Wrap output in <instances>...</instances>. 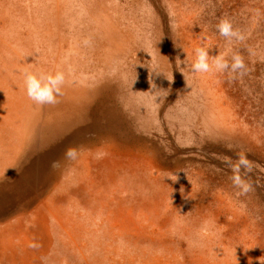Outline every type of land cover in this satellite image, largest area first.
Wrapping results in <instances>:
<instances>
[{"label": "rangeland", "instance_id": "obj_1", "mask_svg": "<svg viewBox=\"0 0 264 264\" xmlns=\"http://www.w3.org/2000/svg\"><path fill=\"white\" fill-rule=\"evenodd\" d=\"M57 70L36 105L23 73ZM0 161V264H264V0H0Z\"/></svg>", "mask_w": 264, "mask_h": 264}, {"label": "clouds", "instance_id": "obj_2", "mask_svg": "<svg viewBox=\"0 0 264 264\" xmlns=\"http://www.w3.org/2000/svg\"><path fill=\"white\" fill-rule=\"evenodd\" d=\"M216 28L219 35L224 37L229 44L233 41L243 42L245 40V36L234 29L232 22L227 18L221 19ZM190 67L193 74L227 73L233 80L242 78L248 72L244 58L238 52L233 53L229 61L226 52L210 56L209 50L205 47L195 49V59L191 62ZM65 84L66 75L60 70L55 72L25 71L23 73V85L26 95L36 105L57 104L59 102L58 98L64 94ZM77 155L78 152L75 148H69L65 152V157L69 160L76 159ZM229 166L232 171L230 177L232 184L239 190L237 195L246 196L253 191L252 184L242 174L251 170L247 157L241 153L235 163L229 162Z\"/></svg>", "mask_w": 264, "mask_h": 264}, {"label": "bare ground", "instance_id": "obj_3", "mask_svg": "<svg viewBox=\"0 0 264 264\" xmlns=\"http://www.w3.org/2000/svg\"><path fill=\"white\" fill-rule=\"evenodd\" d=\"M54 1H55V0H54ZM55 3H56V2H55ZM55 6H56V5H55ZM53 11H54V10H53ZM64 24H65V23H64ZM63 31H64V30H63ZM63 31H62V32H63ZM66 35H68V34L66 33ZM90 39H91V38H90ZM88 45H89V44H88ZM90 45H91V44H90ZM97 47H98V44H97ZM90 49H91V48H90ZM93 50H94V49H93ZM97 50H98V49H97ZM94 52H96V51H94ZM96 53H97V52H96ZM98 54H99V53H98ZM79 60H80V59H79ZM78 63H80V62H78ZM73 68H74V67H73ZM148 69H149V68H148ZM85 71H86V70H85ZM71 72H72V71H71ZM71 72H70V73H71ZM73 74H74V73H73ZM73 74H72V75H73ZM143 75H145V74H143ZM88 77H89V76H88ZM144 77H145V76H144ZM144 77H143V78H144ZM84 78H85V77H84ZM92 78H94V77H92ZM77 79H78V78H77ZM79 80H80V79H79ZM86 80H87V79H86ZM99 80H100V79H99ZM150 80H151V79H150ZM82 81H83V80H82ZM125 81H126V80H125ZM143 85H145V84H143ZM131 86H132V85H131ZM131 86H130V87H131ZM135 86H136V85H135ZM135 86H134V87H135ZM76 87H77V86H76ZM84 88H85V87H84ZM121 88H123V87H121ZM122 90H123V89H122ZM124 90H125V89H124ZM124 90H123V91H124ZM128 90H129V89H128ZM130 90H131V88H130ZM124 92H125V91H124ZM124 92H123V93H124ZM124 95H125V94H124ZM139 95H140V97H141V93H140ZM126 96H127V95H126ZM122 99H123V98H122ZM129 99H131V98H129ZM129 99H128V100H129ZM131 100H132V99H131ZM121 101H123V100H121ZM124 101H125V100H124ZM143 101H144V100H143ZM125 102H126V101H125ZM137 102H138V101H137ZM137 102H135V106H136V103H137ZM147 102H148V101H147ZM129 103H130V102H129ZM122 104H123V102H122ZM130 104H131V103H130ZM125 106H126V105H125ZM132 106H134V105H132ZM45 107H46V106H45ZM128 107H129V106H128ZM129 108H131V107H129ZM140 109H141V108H140ZM144 109H145V108H144ZM43 113H44V112H43ZM131 113H132V111H131ZM136 113H137V112H136ZM150 114H151V113H150ZM131 116H132V115H131ZM134 116H135V115H134ZM140 117H142V116L140 115ZM155 117H156V116H155ZM149 118H151V117H149ZM136 119H137V118H136ZM152 119H153V118H152ZM153 121H154V120H153ZM137 122H138V121H137ZM139 123H140V122H138V124H139ZM147 126H148V125H147ZM151 126H152V125H151ZM155 126H156V125H155ZM140 127H141V126H139V128H140ZM149 127H150V126H149ZM143 128H144V127H143ZM148 129H149V128H148ZM147 132H148V130H147ZM3 159H4V158H3ZM4 161H5V160H4ZM0 162H1V161H0ZM1 163H2V162H1ZM3 163H4V162H3ZM3 163H2V164H3ZM14 244H15V243H14ZM14 244H13V245H14Z\"/></svg>", "mask_w": 264, "mask_h": 264}]
</instances>
